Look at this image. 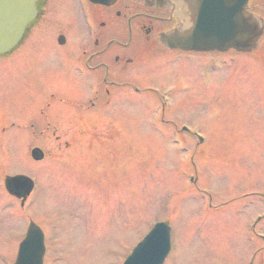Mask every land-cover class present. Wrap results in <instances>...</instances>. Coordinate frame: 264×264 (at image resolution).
Returning a JSON list of instances; mask_svg holds the SVG:
<instances>
[{
	"label": "rangeland",
	"instance_id": "1",
	"mask_svg": "<svg viewBox=\"0 0 264 264\" xmlns=\"http://www.w3.org/2000/svg\"><path fill=\"white\" fill-rule=\"evenodd\" d=\"M55 18L67 27L71 17ZM37 35L0 56V264L14 263L30 220L49 236L46 264H122L157 221L172 230L165 264H264V45L199 56L194 67L157 66L154 55L140 67L154 90L129 92L105 119L85 127L76 116L58 117L70 110L57 103L52 117L44 109L36 118L51 124L31 125L23 121L63 74L64 49ZM204 62L211 64L205 86ZM169 84L173 97L162 113ZM37 145L49 153L39 162L31 156ZM17 173L38 183L25 207L4 187L5 176Z\"/></svg>",
	"mask_w": 264,
	"mask_h": 264
},
{
	"label": "flooded vegetation",
	"instance_id": "2",
	"mask_svg": "<svg viewBox=\"0 0 264 264\" xmlns=\"http://www.w3.org/2000/svg\"><path fill=\"white\" fill-rule=\"evenodd\" d=\"M189 8L184 0H40L23 44L38 39L39 32L64 49L59 62L63 74L56 81L77 95L80 122L90 127L112 97L141 91L140 67L149 58L186 53L166 48L160 35L177 26ZM62 13L71 17L67 27L55 18ZM70 71L77 84L68 78Z\"/></svg>",
	"mask_w": 264,
	"mask_h": 264
},
{
	"label": "water",
	"instance_id": "3",
	"mask_svg": "<svg viewBox=\"0 0 264 264\" xmlns=\"http://www.w3.org/2000/svg\"><path fill=\"white\" fill-rule=\"evenodd\" d=\"M35 1L0 0V53L17 44L35 15ZM190 22L191 25L186 24L171 33L172 44L194 51L249 52L258 49L264 40V19L252 13L249 0H201L198 14L195 19L192 15ZM33 155L40 159L43 152L34 149ZM6 187L12 195L22 198L24 204L33 182L25 175L7 176ZM169 250L170 228L166 223H157L125 264H162ZM44 253L43 233L32 223L15 264H43Z\"/></svg>",
	"mask_w": 264,
	"mask_h": 264
}]
</instances>
